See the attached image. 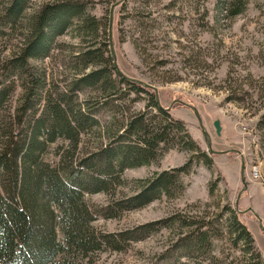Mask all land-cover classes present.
Segmentation results:
<instances>
[{
	"label": "trees",
	"instance_id": "trees-1",
	"mask_svg": "<svg viewBox=\"0 0 264 264\" xmlns=\"http://www.w3.org/2000/svg\"><path fill=\"white\" fill-rule=\"evenodd\" d=\"M91 2L56 0L40 6L29 18L22 46L0 65V113L19 90L12 118L0 119V264H90L92 254L121 251L174 225L180 229L175 240L149 264L200 260L209 256L214 240L223 233L241 242L244 254H254L251 264H261L254 239L238 217L240 211L227 205L212 219L167 217L113 233L94 230L92 222L97 218H116L162 197L179 196L184 190L180 178L192 173L193 159L208 167L211 157L200 150L184 123L170 116V109L157 106L153 89L115 71L102 43L71 54L73 75L61 86L49 82L43 70L31 64L47 58L53 40L69 29L78 36L90 37L100 28L105 34V24L86 12ZM215 2L219 14L228 18L242 13L247 4V0ZM27 3L6 1L0 13V37L15 26ZM95 90L100 100L87 94ZM80 95L84 97L79 101ZM141 98L142 110L123 107ZM259 124L264 128V115ZM95 128H101L105 142L75 157L81 135ZM57 140L66 141L67 149L52 165L43 154ZM172 149L192 156L178 167L134 181L138 185L130 196L110 198L98 208L86 204L85 195H110L124 185V170L148 166ZM224 215V230L217 231Z\"/></svg>",
	"mask_w": 264,
	"mask_h": 264
},
{
	"label": "rangeland",
	"instance_id": "rangeland-1",
	"mask_svg": "<svg viewBox=\"0 0 264 264\" xmlns=\"http://www.w3.org/2000/svg\"><path fill=\"white\" fill-rule=\"evenodd\" d=\"M6 1L0 0V13ZM53 1L56 0H28L15 26L0 37V65L24 43L29 18L40 6ZM119 1L92 0L86 10L101 25L105 24L106 35L102 28L90 37L78 36L69 29L53 40L47 58L31 64L43 70L49 82L61 86L73 75L71 54L88 45L102 43L107 51L104 55L112 63L107 28L110 7L116 5L112 9L111 39L118 69L126 77L156 88L160 106L171 107L170 116L184 123L200 150L211 157V165L206 167L201 160L193 159L192 173L180 178L184 190L179 196L162 197L116 218H97L92 222L94 230L113 233L167 217H175L176 221L191 217L212 219L222 212L223 206L235 208L236 204L238 217L250 231L254 251L264 264V232L246 210L250 207L264 228V193L250 180L247 167L254 157L264 165V128L259 124L264 115V0H247L242 13L232 18L223 12L219 14L215 0H124L116 4ZM18 92L9 98L0 119L12 118ZM87 94L93 96V101L100 100L96 90ZM143 105L141 98L123 107L137 111ZM190 106L197 111L211 149L218 154L207 150L206 138ZM215 119L219 121V135L212 126ZM100 133L101 128H95L82 134L73 155L82 156L105 142ZM2 140L1 137L0 143ZM64 149L67 142L57 140L46 148L44 161L56 164ZM190 156L192 153L187 151L169 150L148 166L124 170L122 177L126 183L113 194L85 195V202L90 208H98L110 198L130 196L138 185L134 181H144L156 172L178 167ZM242 163L244 190L240 179ZM225 218L226 215L222 216L215 226L217 231L224 230ZM179 231L176 225L160 229L141 241L129 243L121 251L92 254L89 263L149 264L175 240ZM226 235L214 240L209 256L203 255L190 264L255 262L254 254H244L242 243H235Z\"/></svg>",
	"mask_w": 264,
	"mask_h": 264
},
{
	"label": "water",
	"instance_id": "water-1",
	"mask_svg": "<svg viewBox=\"0 0 264 264\" xmlns=\"http://www.w3.org/2000/svg\"><path fill=\"white\" fill-rule=\"evenodd\" d=\"M121 2H123V0H120V1H119L118 3H116V4L119 5ZM114 6H116V5H112V6L110 7V14H109L108 28H107L108 43H109V48H110V54H111V58H112V64H113V67H114L115 71H116V72H117L122 78H124V79H126V80H130V81H132V82H135V83H137V84H139V85H142V86H144V87H146V88H151V89H153L154 94H155V100H156L157 106H158V107H161V106H160V103H159L158 96H157V90H156L155 87H153V86H151V85H149V84H146V83H144V82H142V81L134 80V79H131V78L126 77L125 75H123V74L121 73V71L118 69V67H117V65H116V63H115V57H114V54H113V44H112V39H111L112 9H113ZM170 108H171V107L168 106L167 108H165V110H169ZM190 108H191V110L193 111V114H194L195 118L197 119L200 128L202 129L203 136L206 138L207 150L209 151L210 154H218V153H219L218 151H213V150L211 149V144H210L209 136H208V134L204 131V129H203L202 125H201V120H200V118H199V116H198L197 111L195 110L194 107H191V106H190ZM212 126H213V128H214L215 133H216L217 135H219L220 126H219V121H218L217 119H215V120L213 121ZM240 179H241V183L243 184V188H242V190H244L246 186H245V184L243 183V163L241 164V168H240ZM239 195H240V192L238 193L237 197H239ZM235 209L237 210V205H236V204H235ZM246 210H248V211H250L251 213H253V211H252V209H251L250 207L247 208ZM237 211H238V210H237ZM238 212H239V211H238ZM253 214H254V213H253ZM254 215H255V214H254ZM255 217H256V219H257V221H258V223H259V226L261 227L262 231L264 232V228L261 226V220H260L256 215H255Z\"/></svg>",
	"mask_w": 264,
	"mask_h": 264
},
{
	"label": "built area",
	"instance_id": "built-area-1",
	"mask_svg": "<svg viewBox=\"0 0 264 264\" xmlns=\"http://www.w3.org/2000/svg\"><path fill=\"white\" fill-rule=\"evenodd\" d=\"M239 126L244 128L242 129L244 132L247 131L244 124H240ZM247 167L250 180L257 183L260 186L261 191L264 193V165L261 160L254 157L253 161L247 162Z\"/></svg>",
	"mask_w": 264,
	"mask_h": 264
},
{
	"label": "crops",
	"instance_id": "crops-1",
	"mask_svg": "<svg viewBox=\"0 0 264 264\" xmlns=\"http://www.w3.org/2000/svg\"><path fill=\"white\" fill-rule=\"evenodd\" d=\"M253 213H255V212H253ZM256 215V214H255ZM257 216V215H256ZM259 218V217H258ZM260 219V218H259ZM261 220V219H260Z\"/></svg>",
	"mask_w": 264,
	"mask_h": 264
}]
</instances>
